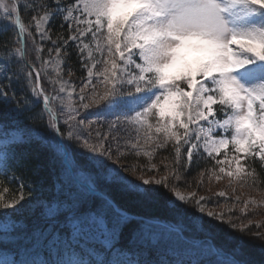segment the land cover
Masks as SVG:
<instances>
[{
  "label": "snow or ice",
  "instance_id": "obj_1",
  "mask_svg": "<svg viewBox=\"0 0 264 264\" xmlns=\"http://www.w3.org/2000/svg\"><path fill=\"white\" fill-rule=\"evenodd\" d=\"M20 7L21 0H0V20L15 27L12 44L18 45H0V101L11 103L6 112L43 122L48 134L35 142L53 152L59 169L52 195L41 203V222L18 226L10 217L31 210L36 181L17 174V149L34 141L31 129L0 119V192L14 185L8 198L0 195V264H242L220 259L228 254L207 238L134 218L124 196L149 203L163 188L175 198L168 203L192 205L201 214L195 220L208 217L264 240V221L248 216L264 207V193L242 201L223 190L212 197L185 193L178 184L181 169L207 158L212 166L198 173L197 187L207 173L209 182L227 179L234 194L238 187L259 190L254 165L264 171V0H32L23 5L34 12L32 30ZM54 18L67 35L53 39L47 26ZM69 48L84 73L79 87L71 69L64 71ZM13 84L27 94L21 98ZM168 148L172 163L164 157L166 174L158 177L155 155ZM130 153L137 162L120 163ZM129 172H139L138 179ZM213 199L221 211L209 208ZM177 246L201 255L177 258ZM165 248L172 255L161 258Z\"/></svg>",
  "mask_w": 264,
  "mask_h": 264
},
{
  "label": "trees",
  "instance_id": "obj_2",
  "mask_svg": "<svg viewBox=\"0 0 264 264\" xmlns=\"http://www.w3.org/2000/svg\"><path fill=\"white\" fill-rule=\"evenodd\" d=\"M32 0H27L26 3H21L20 7V15L23 22L26 24L27 21L31 19L34 15L30 9L23 7L24 4L31 3ZM36 3H41L43 0H35ZM4 21V20H3ZM4 26H0V45H3L5 41H8V47H14L16 45L12 44V39L15 36L16 29L14 26L7 23ZM61 22L59 18H54L49 24V28L53 36L56 37L57 34L67 35L66 26L64 29L61 28ZM67 66L71 69V71L77 76H83V72L81 70L76 52L73 48L68 49L67 55ZM34 60V57H32ZM14 65V66H13ZM12 65L11 71L16 72L17 67L15 64ZM22 67V65H21ZM13 88L20 93L21 98L27 93H21V89L19 85L13 84ZM46 88V86H45ZM12 107L11 103H5L0 101V119H6L8 124H19L24 129H31V137L33 138V143L28 145H23L17 149L18 152V160L15 163V168L17 170V174L24 173L26 177H31L36 181L35 188L36 191L33 194L35 199V204L41 200H47L53 193V186L56 183L57 174L59 166L55 163V157L52 151L47 148L41 147L39 143L35 141H39L40 138H35L32 133L34 129H38L44 135L48 134V131L42 126L43 122L37 118L32 120L29 123V120L25 119V115L22 113H15L11 111H7ZM39 107V106H38ZM31 115V114H29ZM77 159H83L79 156L78 152L75 153ZM164 157H167L166 160H163ZM131 158V157H130ZM163 160L164 164H171L173 160V154L171 148L167 150H161L156 154V163L160 166V171L158 173L159 176H163L164 168L161 164ZM131 162H134L131 159ZM212 166V162L209 159L199 160L198 162H194L191 167L183 172V179L178 182L179 188H193L197 187V183L200 179L198 173L204 169L210 168ZM257 170L259 185L258 188L264 192V171L261 170L260 165L257 163L254 165ZM207 180V173H205ZM171 180V178H170ZM185 182L190 184V187H185ZM3 187H7L9 189L8 193L0 192V195L8 198L9 194L12 192L14 185L12 184H4ZM104 187V185H102ZM112 195H121L115 190H109ZM160 192L163 195L158 196L152 202L142 203L138 201L132 194H128L124 196V199L127 203L130 215H133L134 218L139 219L140 216H144L150 219V222L153 224H157L162 228H167L169 225L182 228L186 236L190 239L203 240L209 239V242H214L215 245L219 246L224 250L225 253L234 255L237 261L242 262V264H264V246L260 243L259 239L253 236L251 233L241 234L239 231L230 228L226 223H221L219 221L211 220V218L205 217L204 222H200V226H196L194 223V216H197V212H195L192 205H179L177 204L174 207H171L169 200H173L171 193L167 192V190L161 188ZM223 198H219V203L223 204ZM217 203L216 199L210 201L209 207H215ZM32 204V205H33ZM31 205V206H32ZM187 209V211H183V209ZM258 214L253 215L250 213V218L255 221H264V210L256 209ZM136 214H140L137 216ZM235 215L239 216V209L235 210ZM18 219L25 224V222L29 224H39L44 216V212L40 207L35 208L34 210H25L23 213H15ZM162 223V224H161ZM252 231H256L255 226H252ZM185 248L183 246H177V252L175 256L178 258L181 256L183 250ZM236 250V251H234ZM172 253L167 250V248L162 249L161 258H166L171 256ZM226 257H220V259H225Z\"/></svg>",
  "mask_w": 264,
  "mask_h": 264
},
{
  "label": "rangeland",
  "instance_id": "obj_3",
  "mask_svg": "<svg viewBox=\"0 0 264 264\" xmlns=\"http://www.w3.org/2000/svg\"><path fill=\"white\" fill-rule=\"evenodd\" d=\"M26 1L27 0H21V3H26ZM4 24H6V22H4L3 20H0V26H4ZM26 26H28L29 27V30H32V28L34 27L33 25H32V22H31V19L29 20V21H27L26 22V24H25ZM48 28H49V25L47 26ZM51 34H52V32H51ZM52 36H53V34H52ZM56 37L55 36H53V39H55ZM26 40H27V37H26ZM16 46H18V45H16ZM27 46H28V48H29V58L30 59H32V57H34L35 58V51H34V49H33V45H32V41L31 40H27ZM51 45L49 44V43H45L44 44V49H45V52L44 53H42V55L44 56V58H47V48H49ZM15 47V46H14ZM11 48V47H10ZM67 57L68 56H66V58H65V65H64V71H65V73L69 70V68H68V66H67V63H68V60H67ZM35 63L37 64V66H39V61H35ZM14 66V65H13ZM73 73V72H72ZM48 75H51V76H55V73L54 72H52L51 71V69H48ZM84 75V74H83ZM80 75L79 76H77V75H75L74 73H73V75L71 76V80L77 85V87H79V85H80ZM41 83L42 84H44V86H46V90L47 91H49V92H52V89H53V85H51V84H49L48 82H47V80H46V78H44V76L42 75V79H41ZM53 107H55L56 109H57V111H59V104L58 103H54L53 104ZM96 111H98V109L97 108H93L92 110H90V112H89V118L91 119V118H93L92 117V115H91V113H94V112H96ZM108 119H112L113 117H107ZM33 134H34V137L37 139V138H40L41 136H43V133L40 131V130H38V129H34L33 130V132H32ZM71 147V146H70ZM159 151H161V150H158L157 151V153L159 152ZM156 153V154H157ZM131 157V158H130ZM131 159H133L134 160V162H137V160H138V158L135 156V155H133V154H129L128 156H127V158L126 159H123V160H121L120 161V163H122V164H125V165H127V164H130V163H134V162H131ZM147 158L146 157H141V158H139V163H141V164H143L144 162H145V160H146ZM204 159H207V158H201L200 160H204ZM156 155H155V158H154V163H156ZM157 164V163H156ZM158 165V164H157ZM159 173V172H158ZM158 173H157V175H158ZM164 174L163 175H165L166 173L165 172H163ZM140 173L139 172H137V173H132V172H129V173H126V175H128V176H130L132 179H138V175H139ZM145 175L146 176H151L152 175V173L151 172H149V173H145ZM203 181H204V186L203 187H196L195 189H193V188H190V189H188V188H180V190L182 191V192H185V193H188V192H192V191H196L197 192V194L198 195H201V196H207V197H212L213 196V194L214 193H218L219 191H221V190H223V191H225V192H227L228 193V195H229V197H233L234 198V195H240V197H241V200L243 201V200H246V199H248V197H254V198H256L257 200H260L261 199V196H262V193H264L263 191H261L260 189L259 190H253V189H250V188H248V187H244V188H237V192L234 194L233 192H232V188L231 187H228V180L227 179H224V180H221V181H219V182H216L215 180H212L211 182H209V180H208V177H207V180H206V176L204 175V177H203ZM208 189H211V191H209ZM173 197V196H172ZM175 198L173 197V200H174ZM224 199V198H223ZM47 200H41V201H38V202H36L35 204H33L31 207H32V210H34L35 208H37V207H40L41 208V203L42 202H46ZM223 202H224V200H223ZM177 204H179V205H182L181 204V202H179V201H177L176 202V205ZM176 205H170L171 207H174V206H176ZM240 207H241V205H238L237 206V208H236V210H238V209H240ZM211 210H215V211H217V212H219V211H221L222 209L221 208H214V207H209ZM259 210L260 209H263L264 210V207H262V208H258ZM10 212L12 211V210H9ZM197 216H200L201 214L200 213H198L197 212ZM2 213H0V219H2ZM248 216H249V218L251 217L250 216V213H248ZM10 219H12V220H14L16 223H17V225L18 226H22V222L20 221L21 219H18V217L15 215V214H13V216H11L10 217ZM192 219H194V218H192ZM261 221H263L262 219H260ZM194 223H195V225L196 226H200V221H198V220H195L194 219ZM23 225H24V223H23ZM259 241H260V243L264 246V240H261V239H259ZM188 255H190V254H188Z\"/></svg>",
  "mask_w": 264,
  "mask_h": 264
}]
</instances>
